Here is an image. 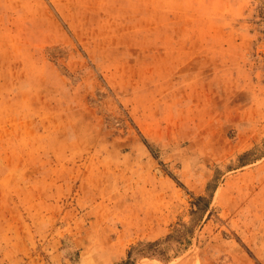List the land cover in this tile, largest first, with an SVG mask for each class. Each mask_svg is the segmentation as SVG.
I'll use <instances>...</instances> for the list:
<instances>
[{"label":"rangeland","instance_id":"374dc122","mask_svg":"<svg viewBox=\"0 0 264 264\" xmlns=\"http://www.w3.org/2000/svg\"><path fill=\"white\" fill-rule=\"evenodd\" d=\"M126 260L264 264V0H0V264Z\"/></svg>","mask_w":264,"mask_h":264},{"label":"trees","instance_id":"16d2710c","mask_svg":"<svg viewBox=\"0 0 264 264\" xmlns=\"http://www.w3.org/2000/svg\"><path fill=\"white\" fill-rule=\"evenodd\" d=\"M202 199H203V197H198L197 200H196V203H197L199 200H202ZM148 245L151 246V245H153V243H149ZM127 262H128L127 260H126V261H123L122 264H126Z\"/></svg>","mask_w":264,"mask_h":264}]
</instances>
